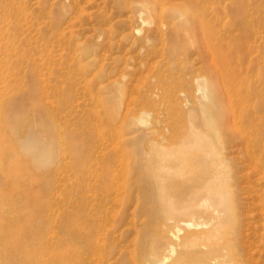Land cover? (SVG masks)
I'll return each instance as SVG.
<instances>
[{
  "label": "rangeland",
  "instance_id": "obj_1",
  "mask_svg": "<svg viewBox=\"0 0 264 264\" xmlns=\"http://www.w3.org/2000/svg\"><path fill=\"white\" fill-rule=\"evenodd\" d=\"M12 14V31L0 34V154L12 146L23 159L32 264H62L63 227L75 228L78 156L94 149L112 154L115 186L137 182L127 197L119 189L117 214L106 219L112 236L124 232L113 238L120 242L111 240L109 262H127L120 247L132 239L131 228H148L159 216L167 232L182 218L209 222L183 236L224 231L233 217L232 226L253 236L254 257L261 254L263 263L264 204L256 193L264 185L239 159L237 143L228 147L240 180L234 211L225 195L213 194L204 209L174 215L171 203L184 202L181 190L166 187L175 176L152 167L144 176L141 168L148 149L189 161L191 142L216 133L215 119L208 134L199 130L203 79L228 90L236 117L251 120L244 130L264 131V0H15ZM219 48L230 67L208 63ZM6 191L1 186L0 195ZM7 199L0 198L1 214ZM170 241L156 242L154 255ZM75 246L69 241L72 254Z\"/></svg>",
  "mask_w": 264,
  "mask_h": 264
},
{
  "label": "bare ground",
  "instance_id": "obj_2",
  "mask_svg": "<svg viewBox=\"0 0 264 264\" xmlns=\"http://www.w3.org/2000/svg\"><path fill=\"white\" fill-rule=\"evenodd\" d=\"M14 3L15 0H0V34L12 31H10V26L14 24L12 14ZM145 22L148 23L149 21L145 20ZM203 34L201 33V35ZM214 53L216 55L211 57L208 62L212 67L215 69H220L222 65L223 67H226V65L230 67L229 59L227 63L226 57L222 56L224 53L220 48ZM226 74L230 75V72L227 73L226 71ZM203 80L205 82L200 87L201 107L199 109L202 124H200L199 130H206L205 132L208 134L207 130L214 127L211 121L215 119L217 121L216 127L218 126L216 133L211 134L210 137L207 136L205 139L196 138V142H191V147L186 151L191 154L189 161L181 159L177 161L170 153H164L163 148L160 147L151 148L154 151L148 149L144 154L147 158L141 168L142 170L145 167L142 171L144 176L148 167L154 168L157 175H162L164 170H169L168 172L173 177L175 176L174 179L168 182L166 187L181 190L184 202L179 203L178 200H175L171 203L170 206H173L172 213L174 215H183L204 209V202L213 194L225 195L230 201V208L232 211L235 210L240 180L235 175L234 160L228 151L232 141L238 144L237 153L244 166L249 168L251 173L257 176L260 175L261 177L258 178L262 179L264 185V131L260 127L256 128L257 131L255 132L244 130L249 127L251 120L247 116L242 119L236 117L231 100L227 98L228 90L224 87L221 91V88L218 89L217 85L209 86L207 81ZM11 151L12 155L5 159ZM115 151L114 154L117 155V150ZM107 153L108 150L105 152V150L94 149L93 151H84L78 156V172L76 171L78 177L74 185V202L77 211L74 221L75 228H68L66 224L65 228L63 227L62 264H110L112 262L116 264L114 261L109 262L112 245H114L111 240L116 234L112 236L113 230H110V227V229L105 228L106 219L116 212L118 195L122 193V190L124 194L126 192L125 196L127 197V194L133 190L137 182L133 179L132 183H123L122 188L115 186L117 182L114 183L113 180L117 178V175L113 179L112 163L108 159V156L112 154L107 156ZM15 154V149L12 146L5 152V156L0 154V161H7L5 163L6 167H0V188L1 186H7L8 188L6 193L0 195V198L4 195L8 198L6 212L0 213V264H32L30 214L26 210L30 208L31 202L28 189H26L28 188L25 183L26 175L22 173L21 163L23 159L21 160L17 156L19 154ZM120 154L124 153L119 152ZM175 164L178 165L176 171L171 170ZM119 165L117 164V166ZM119 189L121 190L120 194ZM252 190L257 192L254 186ZM259 192L262 191L259 190ZM256 197L259 202L262 201L264 204V190L263 193L257 192ZM68 201L69 198L65 197L67 205ZM121 203H119L120 206H122ZM160 215L163 223L165 221L164 211L160 212ZM157 220L153 221L152 225L149 221L145 223L148 228H134L132 226L133 228L130 230L133 236L132 239L124 242L125 245L120 247L125 251H123V254L128 257V261L124 264H260L258 259L262 255L259 254L258 257H254L258 251V245H255L253 236L251 237L250 233H244L243 229L238 228L237 225L232 226L233 217L229 220L228 227L224 231H219L217 228L202 229L187 232L184 236L181 235L182 230L200 229L207 226L209 222L197 218H182L178 219L177 227L174 230L167 232ZM110 221L111 219L107 222L110 223ZM119 231L121 230L117 229V232H114L119 233ZM123 233L121 232L119 236L115 237L119 238ZM167 235L171 241L160 255H154V244L162 241ZM119 239L116 238L118 242H120ZM69 241L76 243V250L73 254L69 249ZM119 246L120 244L118 248ZM118 255L120 254L116 256ZM262 261V264H264V258Z\"/></svg>",
  "mask_w": 264,
  "mask_h": 264
}]
</instances>
